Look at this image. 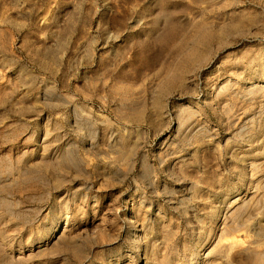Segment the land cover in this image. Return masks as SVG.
Returning <instances> with one entry per match:
<instances>
[{
  "label": "rangeland",
  "instance_id": "1",
  "mask_svg": "<svg viewBox=\"0 0 264 264\" xmlns=\"http://www.w3.org/2000/svg\"><path fill=\"white\" fill-rule=\"evenodd\" d=\"M0 264H264V0H0Z\"/></svg>",
  "mask_w": 264,
  "mask_h": 264
},
{
  "label": "bare ground",
  "instance_id": "2",
  "mask_svg": "<svg viewBox=\"0 0 264 264\" xmlns=\"http://www.w3.org/2000/svg\"><path fill=\"white\" fill-rule=\"evenodd\" d=\"M205 36V35H204ZM219 36L217 37V33H215V32H210V33H208L205 37H203V40L201 39V40H199V43H200V41H201V46H203V48H204V46L205 47H207V46H211V44L213 43V41H215V40H219ZM217 40V41H218ZM213 45V44H212ZM131 222L133 223V221L131 220ZM133 225V224H132Z\"/></svg>",
  "mask_w": 264,
  "mask_h": 264
}]
</instances>
